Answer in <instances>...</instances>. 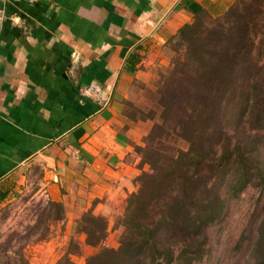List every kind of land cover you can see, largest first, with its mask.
<instances>
[{
    "label": "crops",
    "instance_id": "1",
    "mask_svg": "<svg viewBox=\"0 0 264 264\" xmlns=\"http://www.w3.org/2000/svg\"><path fill=\"white\" fill-rule=\"evenodd\" d=\"M0 1V189H26L39 168L38 190L66 210L123 201L137 169L127 83L192 13L181 0ZM198 1L214 15L232 3Z\"/></svg>",
    "mask_w": 264,
    "mask_h": 264
},
{
    "label": "rangeland",
    "instance_id": "2",
    "mask_svg": "<svg viewBox=\"0 0 264 264\" xmlns=\"http://www.w3.org/2000/svg\"><path fill=\"white\" fill-rule=\"evenodd\" d=\"M231 1L230 6L235 4L231 10L236 9L241 19L246 8L253 13L255 46L245 71L232 80L235 90L227 95L224 115L211 121L217 127L215 134L204 131L197 138L207 148L208 157L197 167L201 178L184 192L196 202L176 209L174 216L190 210L187 217L177 216L176 225L171 222L173 214L168 206L161 214L145 211L143 218L147 223L152 221L153 233L149 238L142 236V248L129 247L128 264H264V120L258 130L253 116L263 101H259L261 85L254 86L253 78L257 71L264 77V0ZM229 12L220 15L227 20L232 16ZM143 55L137 75L126 85L129 97L122 104L135 129L130 161L137 169L131 192L142 186L137 181L142 171L155 170L154 164L146 163L149 158L173 155L178 148L190 145L178 131L179 122L188 119V97L179 95L178 102L169 99V93L185 89L187 94L186 74L198 80L195 61L185 65V45L169 40L154 53ZM39 178L38 168L26 189L9 191L0 203V264H107L106 255L90 258L120 247L128 232L127 197L101 205L94 200L85 208L71 206L66 210L38 190ZM194 211L201 216L196 217ZM90 214L102 217L107 224L106 237L97 245L89 244L83 232ZM202 216L203 225L196 227Z\"/></svg>",
    "mask_w": 264,
    "mask_h": 264
},
{
    "label": "trees",
    "instance_id": "3",
    "mask_svg": "<svg viewBox=\"0 0 264 264\" xmlns=\"http://www.w3.org/2000/svg\"><path fill=\"white\" fill-rule=\"evenodd\" d=\"M234 5L233 3L224 14H221L224 16L232 11V16L227 20H224L221 15H210L198 0H181L177 5V8L183 7L190 11L193 20L181 26L170 41L176 45L186 46L187 63L185 65L193 64L195 61L198 80L186 74L184 79L189 85L187 94L184 92L185 89L178 94L172 92L169 93V99L173 98L172 100L181 102L179 95L184 94L186 100L188 97L190 105L189 113L186 111L188 119L186 123L179 122L178 131L190 140V145L186 149L178 148L173 155L161 154L159 157L149 158L146 161V163L154 164L155 170L152 173L142 171L143 173L137 177V181L142 186L137 192H131L127 196L128 232L121 240L120 247L102 250L90 259L106 255L107 264H128L129 247L134 244L136 248H142L144 243L142 236L149 238V235L153 233L152 221L147 223L143 218L144 212L148 209H152L155 214H161L162 208L168 206L166 209L172 211L173 215L170 219L174 225L177 223V216L181 218L190 213L189 210L186 214L174 216L177 208L183 209L187 203L192 205L196 202V199L193 202L189 200L184 192L187 186L195 184L201 178L197 167L201 166L204 159L208 157L207 148L199 144L197 138L203 135L204 131L208 135L215 134L217 127L211 121L219 115H224L223 105L228 98L227 95L235 90L232 80L237 77L239 71H245L244 65L248 62L247 59L255 46L253 28L256 25L253 13L250 12V8H246V14L241 19L236 9L231 10ZM141 56L139 49L133 51L127 59L126 69L134 71ZM227 79H231V83H226ZM253 82L254 86L259 84L262 88L259 101H263L253 112L257 121L254 128L260 130L264 120V77L261 78L259 71L254 76ZM262 104L263 107H261ZM139 149L141 150L140 147ZM211 150H214L213 147ZM7 195L8 191L0 189V203L7 198ZM51 201L64 209L61 202ZM157 208L159 211L156 210ZM201 214L194 211L196 217ZM85 220L89 225L83 228V232L88 236L89 244L97 245L102 242L107 234L106 222L104 223L102 217L94 214H90ZM203 220L204 216L200 217L196 227L202 226ZM152 261H155V257Z\"/></svg>",
    "mask_w": 264,
    "mask_h": 264
},
{
    "label": "built area",
    "instance_id": "4",
    "mask_svg": "<svg viewBox=\"0 0 264 264\" xmlns=\"http://www.w3.org/2000/svg\"><path fill=\"white\" fill-rule=\"evenodd\" d=\"M3 18H4V9L0 1V22L3 20Z\"/></svg>",
    "mask_w": 264,
    "mask_h": 264
}]
</instances>
